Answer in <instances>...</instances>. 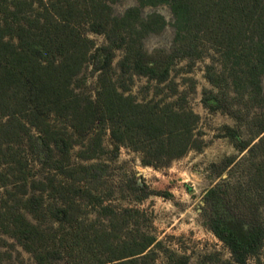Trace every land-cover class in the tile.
Returning a JSON list of instances; mask_svg holds the SVG:
<instances>
[{
	"label": "trees",
	"instance_id": "16d2710c",
	"mask_svg": "<svg viewBox=\"0 0 264 264\" xmlns=\"http://www.w3.org/2000/svg\"><path fill=\"white\" fill-rule=\"evenodd\" d=\"M136 1L138 6L113 17L110 4L115 0H0V156L11 152L4 163L8 168L0 171V234L17 241L36 264H53L65 257L71 264H140V258L151 257L152 248L161 249L148 235L114 241L111 232L102 231L84 234L80 242L89 246L93 258H74L66 251L64 238H60L62 243L57 241V232L46 233L27 220L26 214L37 219L46 211L58 223L72 227L83 212L79 199L95 202L103 216H115L93 194L97 186L92 185L104 177L107 165L70 164L73 143L49 125L50 116L67 120L80 138L94 128L99 130L91 142L92 149L82 153L86 160H94L101 151V130L107 128L116 155L121 146L127 147L142 155V166L157 170L204 145L198 129L200 116L185 108V96L178 93L170 79L177 62L188 61L190 70L202 58L201 46L206 45L223 64L219 74L213 72V67L206 69L205 78L212 87L222 89L229 80L235 85L244 78L260 91L264 74V0ZM164 5L174 16L175 43L169 52L149 53L142 48L143 39L159 34L167 23L160 14L142 17L141 11ZM87 34L102 36L105 43L96 47ZM117 51L124 53L119 62L123 75L145 77L157 86L164 85L178 99L173 103L164 99L138 103L121 92L110 74ZM89 62L92 72L99 73V89L95 100H82L72 83ZM229 63L232 69L240 67L239 75L227 71ZM162 90L156 89V94ZM202 104L210 112L223 111L237 118L227 101L211 91L204 90ZM226 130V137L237 140L232 129ZM32 131L38 135L34 137ZM23 139L32 145L41 167L54 172L45 183L30 185L42 193L49 190L57 202L53 205H45L42 196L28 195L29 173L24 172L21 158L10 147ZM4 146L10 152H4ZM235 147L243 152L249 144L240 141ZM53 150L60 155L58 158L52 156ZM234 161V157H227L212 165V170L220 178ZM56 176L67 182L58 181ZM82 183L87 187H80ZM138 190L141 198L156 195L144 185ZM228 194L222 185L205 193L207 226L228 249L233 264H250L264 246L259 208L249 201L232 200ZM122 214L133 218L138 211L124 209ZM167 258L175 264L187 262L175 254Z\"/></svg>",
	"mask_w": 264,
	"mask_h": 264
},
{
	"label": "rangeland",
	"instance_id": "374dc122",
	"mask_svg": "<svg viewBox=\"0 0 264 264\" xmlns=\"http://www.w3.org/2000/svg\"><path fill=\"white\" fill-rule=\"evenodd\" d=\"M112 16L121 17L125 11L138 6L136 0H115L110 4ZM157 13L164 17L167 25L159 34H151L142 41V48L149 53L154 50L170 51L176 39L174 16L168 6L146 7L142 9V17ZM94 41L96 47H101L105 40L102 36L87 34ZM202 58L188 69V61L177 62L170 79L174 82L178 93L185 96V108L200 116L198 129L202 132L204 145L201 150H190L182 158L174 160L167 167L153 169L141 165L142 155L127 147L121 146L117 155L114 153V142L109 130H101V151L94 160H86L82 153L92 149L91 142L99 131L94 128L85 137H78L67 120L50 116L49 125L65 133L73 145L69 150V162L74 166H89L98 163L106 164L108 169L96 187L93 194L98 197L103 207L111 208L115 216H103L101 208L95 202L78 200L82 205V214L78 222L72 227L62 225L52 219L48 212L40 218H33L26 214V218L33 225L46 233L57 232V241L64 238L66 251L73 257L83 259L93 258L94 253L83 243V235L100 234L102 231L111 232L115 240L130 237L139 239L140 235L154 237L160 248H152L153 254L149 258H140V264H175L167 258L175 254L187 259L186 264H233L231 255L225 245L220 242L207 226V215L203 198L205 193L222 185L232 200L237 202L249 201L259 208L261 222L264 226V74L260 78V91H255L250 82L240 79L237 84L228 85L222 89L212 87L205 78L207 67H213V72H223L220 56L204 45ZM124 53L117 51L112 62L110 72L113 81L121 92L131 95L138 103L158 101L164 99L166 103L175 102L179 96L170 94L164 85L157 86L145 77L123 75L119 62ZM92 63H87L81 73L73 80L72 89L83 99L95 100L99 89V73L92 72ZM225 66V65H224ZM239 75L238 66L232 69L231 63L227 71ZM164 87V88H162ZM125 89V90H124ZM156 89H163L156 94ZM204 90L211 91L219 99H225L231 109L236 112L234 118L223 111L210 112L202 104ZM178 94V95H179ZM232 129L237 140H232L226 128ZM34 137L38 134L32 131ZM249 144L246 151H239L235 146L238 142ZM10 147L16 151L17 158L28 172V195L42 196L45 205L57 203L48 192H40L30 188L31 183L43 182L53 171L41 167L32 145L23 139ZM4 152H10L8 146ZM85 154V155H86ZM0 156V171H6L4 164L11 155ZM53 157H59L53 150ZM227 157H234V163L218 178L212 170V165L220 164ZM58 181L67 182L60 176ZM145 186L148 191L156 193L148 198H141L142 192L138 188ZM87 187L86 183L79 185ZM161 194H169L164 198ZM124 209H135V217H125ZM122 229V230H120ZM62 243V242H61ZM76 243H80L77 246ZM74 248H71V246ZM64 250V248H62ZM146 252L145 254H149ZM72 257V258H73ZM73 258V259H74ZM70 259V258H69ZM67 257L53 264H71ZM0 264H36L32 255L27 253L21 245L7 235L0 234ZM250 264H264V246L257 258H251Z\"/></svg>",
	"mask_w": 264,
	"mask_h": 264
}]
</instances>
